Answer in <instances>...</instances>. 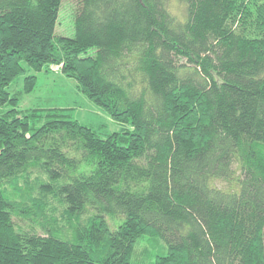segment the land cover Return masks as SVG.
Returning <instances> with one entry per match:
<instances>
[{
    "label": "trees",
    "instance_id": "trees-1",
    "mask_svg": "<svg viewBox=\"0 0 264 264\" xmlns=\"http://www.w3.org/2000/svg\"><path fill=\"white\" fill-rule=\"evenodd\" d=\"M177 1L78 0L67 38L0 0V264H264V0ZM40 73L125 129L21 110Z\"/></svg>",
    "mask_w": 264,
    "mask_h": 264
},
{
    "label": "rangeland",
    "instance_id": "rangeland-1",
    "mask_svg": "<svg viewBox=\"0 0 264 264\" xmlns=\"http://www.w3.org/2000/svg\"><path fill=\"white\" fill-rule=\"evenodd\" d=\"M78 0H64L59 24L57 27L56 35L72 38L74 35L73 30V17L79 7ZM171 11L180 19L185 17V7L177 0H170ZM55 73L57 69H53ZM33 73H31L32 75ZM39 79L38 88L36 92L27 96L23 104L20 105L21 110L28 109H63L71 120H78L82 125L91 127L98 131L102 137H107L115 132H121L125 129V125L117 123L110 119L107 113L84 95L80 94L77 88V83L72 79H67L63 75L55 74H36ZM25 77L22 76L21 78ZM22 81V79H21ZM91 102V103H90ZM238 175V174H237ZM217 185L222 189H231L234 185L227 182H218ZM108 223L112 230L123 223L124 218L116 219L115 225L111 217H108ZM146 248V244H142ZM141 247V249H142Z\"/></svg>",
    "mask_w": 264,
    "mask_h": 264
}]
</instances>
